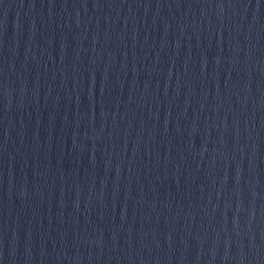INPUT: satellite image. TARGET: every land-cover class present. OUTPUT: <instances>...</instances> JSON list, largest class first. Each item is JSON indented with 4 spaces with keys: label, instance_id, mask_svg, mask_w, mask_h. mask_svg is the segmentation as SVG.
Wrapping results in <instances>:
<instances>
[{
    "label": "water",
    "instance_id": "water-1",
    "mask_svg": "<svg viewBox=\"0 0 264 264\" xmlns=\"http://www.w3.org/2000/svg\"><path fill=\"white\" fill-rule=\"evenodd\" d=\"M0 264H264V0H0Z\"/></svg>",
    "mask_w": 264,
    "mask_h": 264
}]
</instances>
